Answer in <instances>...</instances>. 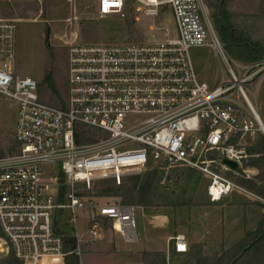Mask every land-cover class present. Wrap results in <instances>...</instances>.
<instances>
[{"label": "built area", "instance_id": "built-area-1", "mask_svg": "<svg viewBox=\"0 0 264 264\" xmlns=\"http://www.w3.org/2000/svg\"><path fill=\"white\" fill-rule=\"evenodd\" d=\"M97 2L102 16L130 6L153 17L168 4L176 34L136 43L73 41L64 106L43 101L34 77L16 75L17 25L0 19V105L17 104V150L0 156V252L12 248L23 264L53 257L64 264V234L57 225L71 228L77 237L73 252L80 254L82 210L91 239L99 238L109 221L126 242L137 240L141 206L98 204L80 193L79 184L91 188L97 179H113L120 185L126 174H139L148 165L165 177L182 168L195 170L208 180L205 191L212 202L236 191L264 204L263 197L228 176H255L253 167L243 163L260 126L247 87L264 75V59L253 65L232 59L203 0ZM204 45L223 62V79L211 86L198 79L190 55L192 46ZM54 165L58 173L51 168L49 174L46 167ZM60 185L67 186L63 196ZM189 248L185 234L173 238V252Z\"/></svg>", "mask_w": 264, "mask_h": 264}, {"label": "rangeland", "instance_id": "rangeland-1", "mask_svg": "<svg viewBox=\"0 0 264 264\" xmlns=\"http://www.w3.org/2000/svg\"><path fill=\"white\" fill-rule=\"evenodd\" d=\"M203 1L208 9L214 32L224 44L211 16V8L208 5L211 0ZM97 5V0H0V19L13 20L17 25L13 69L17 76L30 75L39 82V94L43 101L55 106L64 103L67 90V54L73 41L136 43L162 40L176 34L168 4L161 5L159 13L153 17L141 15L130 6H127L123 13L102 16L98 13ZM227 8L231 13V21L243 36L250 41L264 43V0H227ZM224 48L232 59L245 65H253L262 60L245 62L234 57L225 44ZM190 55L201 82L211 86L223 79L220 68L223 62L213 47L192 46ZM46 71L52 74L53 88L44 81ZM254 85L255 82L247 87V95L257 108L264 124V111L259 106L264 77L257 83L255 96ZM16 120L17 104L14 101L2 102L0 148L4 155H10L17 150L14 140ZM257 127L254 139L258 137V133L264 134L259 124ZM151 166L148 165L146 170L151 169L153 167ZM51 168L54 174L58 173L57 165L46 167V171L49 173L48 170ZM132 175L135 173L126 174L120 185L131 184L132 181L127 180V177ZM102 180H95L91 188H84L83 184H79L80 193L98 204L120 202V197L99 194L102 188L117 185L104 183ZM207 182L206 178L199 173L196 174L185 193L181 194L186 204L177 212L172 205L163 204L162 201L153 206L131 203L142 207L136 210L138 238L134 242H126L109 221L105 222L102 235L97 239H91L83 228L86 212L79 211L77 229L79 233L81 232L79 254L81 264L132 262L143 264L141 253L145 250L156 251L155 248L157 251L165 252L169 264H182L184 255L172 251L173 238L176 235L185 234L189 245L199 244L206 254L212 255L218 252L223 244L228 247L231 242L227 241L229 237L235 240L257 225L255 221L248 219V214L254 213V208L252 210L247 206L252 204V200L242 193L233 191L222 199L221 203L214 204L205 191ZM183 184L184 180L181 178L178 181L172 177L167 186L160 191L167 195L171 191L180 193ZM174 199L172 196V201H175ZM3 246L6 245L3 243ZM5 255L6 252H0V258Z\"/></svg>", "mask_w": 264, "mask_h": 264}, {"label": "trees", "instance_id": "trees-1", "mask_svg": "<svg viewBox=\"0 0 264 264\" xmlns=\"http://www.w3.org/2000/svg\"><path fill=\"white\" fill-rule=\"evenodd\" d=\"M211 8V16L214 21L215 28L229 49L231 54L239 60L252 62L264 59V43L259 41H250L249 38L243 36L238 27L231 21V13L227 8V0H211L208 2ZM131 33L132 30H131ZM44 81L50 87H54L52 74L46 71ZM61 106H64L62 102ZM79 140V139H77ZM80 141V140H79ZM247 151L250 154L244 161V166L257 167L261 169V173L253 178H247L241 175H233L228 172V176L238 184L254 191L256 194L264 198V134L258 133V137L252 140L247 146ZM0 156H4L3 150L0 148ZM198 174L190 168H182L179 171H174L171 174L165 175L160 169L151 168L143 173L135 174L127 177V180L132 181L129 185H112L102 188L99 191L103 196L120 197L122 203H142L146 206L157 205L160 201L166 205H172L175 211L181 210L186 204L183 197L186 188L192 182L194 176ZM172 177L181 178L184 184L180 193L171 191V195L161 193L160 190L167 186L168 181ZM165 178V183L161 181ZM123 178L122 181H124ZM62 181V179H61ZM104 183H115L113 179H103ZM66 190L65 185H60V195L63 196ZM172 196L175 201H172ZM222 200L212 202L214 204L221 203ZM263 208L262 216L257 222V225L245 234L232 240L231 237L227 240L231 241L228 247L223 244L218 252L212 255L206 254L201 245L192 243L189 251L184 253H176L184 255L182 264H264V204L258 201L252 202ZM59 219H57V223ZM56 229L64 234V251L66 252L64 264H81L80 255L73 252L77 247V237L72 233L71 228L65 226L61 230L59 226ZM141 261L143 264H167L166 254L163 251L145 250L141 253ZM0 264H23L19 260L12 248L3 257L0 258Z\"/></svg>", "mask_w": 264, "mask_h": 264}, {"label": "crops", "instance_id": "crops-1", "mask_svg": "<svg viewBox=\"0 0 264 264\" xmlns=\"http://www.w3.org/2000/svg\"><path fill=\"white\" fill-rule=\"evenodd\" d=\"M264 75L261 77L263 78ZM259 78L256 82H255V88H254V95L256 94V88H257V83L258 81L261 79ZM264 111V86L261 90V100H260V105ZM259 113V112H258ZM260 116V114H259ZM260 119H261V116H260ZM262 121V120H261ZM253 171L255 172V175H258L261 173V169L257 168V167H253ZM254 202V201H252ZM259 202V201H258ZM248 207H250L252 210L254 208V213H250L248 214V219L249 220H252V221H255V223L259 222L261 216H262V213H263V208H261L260 206L256 205V204H250V205H247ZM250 216H251V219H250ZM154 250H158L157 248H155ZM45 262H48V264H61L59 262V260H56V259H46L45 261L42 262V264H45Z\"/></svg>", "mask_w": 264, "mask_h": 264}, {"label": "water", "instance_id": "water-1", "mask_svg": "<svg viewBox=\"0 0 264 264\" xmlns=\"http://www.w3.org/2000/svg\"><path fill=\"white\" fill-rule=\"evenodd\" d=\"M259 122H260V126L262 128V131L264 132V125L262 124L261 120H259ZM224 163H226L227 165L231 166L232 168H235L236 167V163L234 161L225 159L224 160Z\"/></svg>", "mask_w": 264, "mask_h": 264}, {"label": "bare ground", "instance_id": "bare-ground-1", "mask_svg": "<svg viewBox=\"0 0 264 264\" xmlns=\"http://www.w3.org/2000/svg\"><path fill=\"white\" fill-rule=\"evenodd\" d=\"M260 120H261V119H260ZM261 122H262V121H261ZM262 124H263V122H262ZM263 125H264V124H263ZM46 259H49V258H46ZM46 259L44 258L43 261H45ZM52 259H56V260H58L57 258H54V257H53ZM43 261H42V262H43Z\"/></svg>", "mask_w": 264, "mask_h": 264}]
</instances>
